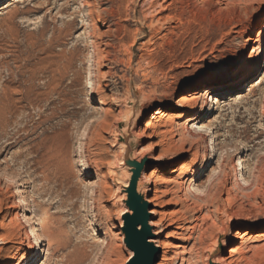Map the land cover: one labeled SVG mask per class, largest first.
Here are the masks:
<instances>
[{
  "label": "rangeland",
  "instance_id": "374dc122",
  "mask_svg": "<svg viewBox=\"0 0 264 264\" xmlns=\"http://www.w3.org/2000/svg\"><path fill=\"white\" fill-rule=\"evenodd\" d=\"M263 28L264 0L0 2V256L36 252L24 216L33 264H128V147L156 264H264Z\"/></svg>",
  "mask_w": 264,
  "mask_h": 264
},
{
  "label": "water",
  "instance_id": "95a60500",
  "mask_svg": "<svg viewBox=\"0 0 264 264\" xmlns=\"http://www.w3.org/2000/svg\"><path fill=\"white\" fill-rule=\"evenodd\" d=\"M124 162L131 173L128 187L123 188L126 197L125 206L129 212L123 217L122 232L127 248L133 252V257L128 264H156L158 249L148 242L153 236L152 227L149 225L150 204L145 201L141 191H138L139 180L149 160L146 157L140 162L132 159L130 148L127 147ZM209 264L213 263L209 260Z\"/></svg>",
  "mask_w": 264,
  "mask_h": 264
},
{
  "label": "bare ground",
  "instance_id": "6f19581e",
  "mask_svg": "<svg viewBox=\"0 0 264 264\" xmlns=\"http://www.w3.org/2000/svg\"><path fill=\"white\" fill-rule=\"evenodd\" d=\"M2 1H6V0H0V2H2ZM263 30H264V28H263ZM264 32V31H263ZM262 34V29H261V31H258V33H257V38L259 39V37H260V35ZM257 43V40L255 41V44ZM256 52V49H255V47H253L252 48V51H251V56H252V58L254 57V53ZM254 69V68H253ZM249 73V75H247ZM248 73H246L243 77H241V79H239V80H244L245 81V79L248 77V76H251L250 74H251V72H248ZM219 73H215V72H211V71H206L205 73H203L198 79H197V82L199 81V82H202V81H204V80H206V79H208V78H210V77H213V76H218L219 77ZM263 77H264V70H263ZM262 77V78H263ZM262 78L260 79V81L262 80ZM223 82H226V80H224ZM187 85V84H186ZM181 89V88H180ZM226 89V86L225 85H221V86H219L218 87V92H221V91H224ZM176 94V92L174 91L170 96L171 97H174V95ZM211 104H212V99H211V101H209ZM194 107H195V105H193ZM197 106V105H196ZM190 107H192V106H190ZM202 107H203V105H202ZM204 109H203V111H205L206 110V108H207V104H205V106L203 107ZM191 109V108H190ZM201 109V108H200ZM201 111V110H200ZM166 117V116H165ZM128 121H130V122H132V118H131V120L130 119H128ZM135 121V120H134ZM190 123L192 122V120L191 119H189L188 120ZM136 122V121H135ZM135 122L133 123V125L132 126H135ZM208 130V129H207ZM145 150H146V148H145ZM145 150H143L142 149V151H145ZM216 151L214 150V148L211 146V151H210V154L209 155H211L212 153L214 154ZM135 153V152H134ZM138 153H139V155L141 156V157H139V158H143L144 156H145V153L144 152H141V151H138ZM133 157H134V154H133ZM135 158V157H134ZM137 161L138 162H140V160L137 158ZM168 169V168H167ZM127 171H128V173L126 174V179L125 180H123V182H122V185L123 186H126L127 185V183H129V179H130V171L127 169ZM156 171V170H155ZM155 171H153V172H151L149 175H148V177H147V180H143L142 179V175H141V178H140V180H139V183H138V191H141V193L143 194V196H144V198H145V201L147 202V200H146V198H147V196H146V185H147V182L148 181H150V182H152L153 183V188H154V190H153V196L149 199V201L148 202H150V203H152L153 204V202L154 201H158V185L161 183V180L160 179H158V178H155ZM142 174H143V172H142ZM117 182H119V181H117ZM121 183V182H120ZM144 185L145 186V188H140L139 187V185ZM122 198H123V196H121ZM147 202V203H148ZM21 204H22V206H23V209L24 210H27L28 208H27V202H25V201H21ZM17 205V204H16ZM30 206V205H29ZM154 206H155V204H154ZM16 208V206H10V207H8V209H15ZM123 210V209H122ZM125 210H126V213H128L129 211L127 210V208H125ZM148 212H150L149 214H152V215H156L157 217H158V220L157 221H154L153 222V225H154V227L156 228V231H155V233L154 234H162L163 233V230L165 229V228H162V222H163V219H162V217H161V214H160V212L159 211H157L156 209H151L150 211H148ZM23 217V222H24V226H23V224H22V221H20L19 219L17 220L18 221V228H19V230H22L23 232H24V234L27 236L26 238H28L29 239V236L27 235V233H25V226L26 227H28V229L30 230V233L34 236V240H35V245H36V247H37V250H36V252L32 255V256H29V257H20V259H17L15 256H7V255H3V256H0V264H22L24 261H26V263L25 264H33V263H35V262H37V255L40 253V249H39V247L41 246V239L42 238H40V237H37V236H35V230H34V227H33V225H34V221H33V219H28V218H25L24 216H22ZM16 218H17V216H16ZM175 223V222H174ZM149 225L152 227V224L150 223V221H149ZM174 225V224H173ZM14 226H17V225H14ZM241 224L240 225H238L237 227H235V229H236V231H238L239 229H241ZM175 229H178V225L177 226H175ZM16 232H18V231H16ZM22 232V233H23ZM50 234V233H49ZM154 234H153V231H152V237L148 240V242L149 243H151V244H153V242H154V239L151 241V239L154 237ZM31 236V235H30ZM231 238H232V240H241L242 238H243V235L241 234V233H239V232H233L232 233V235H231ZM228 239H229V237H228ZM264 241V235H262L261 236V238L259 239V241ZM26 241L27 240H20V242L18 243V246H19V248H24L25 247V243H26ZM0 243L1 244H4V243H6L5 242V239L3 240L2 238H0ZM223 246V245H222ZM18 248V250H20ZM182 249H184V247H181ZM132 252V251H131ZM167 251H166V248L165 247H162V259H164L165 257H166V253ZM229 252V251H228ZM222 253H223V250H220V253L218 254V255H216V257L215 256H212V259L214 260V262L216 263V264H230V257H231V251L229 252V255L227 256V255H225V256H221L222 255ZM234 253V252H233ZM132 255H133V252H132ZM233 259V258H232ZM216 260V261H215ZM232 264V263H231Z\"/></svg>",
  "mask_w": 264,
  "mask_h": 264
}]
</instances>
